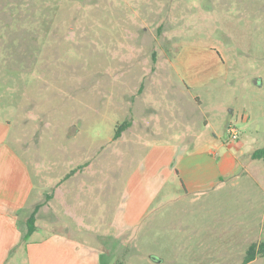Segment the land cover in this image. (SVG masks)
I'll return each mask as SVG.
<instances>
[{
  "label": "rangeland",
  "instance_id": "obj_1",
  "mask_svg": "<svg viewBox=\"0 0 264 264\" xmlns=\"http://www.w3.org/2000/svg\"><path fill=\"white\" fill-rule=\"evenodd\" d=\"M202 119L206 138L242 148L245 168L119 241L108 227L94 264H243L264 242V162L250 155L264 148V0H0V141L28 164L34 195L42 176L91 161L98 188L121 197L150 148L185 141ZM23 252L5 264H29Z\"/></svg>",
  "mask_w": 264,
  "mask_h": 264
},
{
  "label": "crops",
  "instance_id": "obj_2",
  "mask_svg": "<svg viewBox=\"0 0 264 264\" xmlns=\"http://www.w3.org/2000/svg\"><path fill=\"white\" fill-rule=\"evenodd\" d=\"M198 124L201 131L195 134L183 127L185 141H168L150 148L121 197H107L104 193L109 190L98 188L107 181L96 177L98 171L94 172L91 161L73 162L71 173L61 176L54 172L58 178L42 176V190L34 195L33 174L14 149L4 146V135L0 141V185L7 189L0 192V264L10 263L12 254L7 258L13 248H22V257L29 264H94V241L104 242L108 227L119 241L153 211L178 198L218 189L239 168H245L241 161L244 153L233 142L220 140L217 133L215 139L206 138L212 128L208 120ZM159 127L152 131H159ZM173 127L178 126H168L171 130ZM134 128L132 122L123 133ZM123 133L116 142L120 143ZM34 212L36 231L24 242ZM22 216L25 226L20 235L17 222ZM41 231L48 235L35 239Z\"/></svg>",
  "mask_w": 264,
  "mask_h": 264
},
{
  "label": "trees",
  "instance_id": "obj_3",
  "mask_svg": "<svg viewBox=\"0 0 264 264\" xmlns=\"http://www.w3.org/2000/svg\"><path fill=\"white\" fill-rule=\"evenodd\" d=\"M128 124L129 123L124 124L123 126H120L118 128L117 133L114 137L115 139H118L121 136V133L125 128H127ZM251 159L260 160L264 162V148L254 151L251 154ZM35 231H36V212H34L28 220V232L24 236L23 241L28 242V240L35 233ZM258 257L264 258V242H261L260 244H254L249 248L243 264H250L253 261H255Z\"/></svg>",
  "mask_w": 264,
  "mask_h": 264
},
{
  "label": "built area",
  "instance_id": "obj_4",
  "mask_svg": "<svg viewBox=\"0 0 264 264\" xmlns=\"http://www.w3.org/2000/svg\"><path fill=\"white\" fill-rule=\"evenodd\" d=\"M228 134L232 140L238 139V136H239L238 130L235 127H233L232 125H230L228 127Z\"/></svg>",
  "mask_w": 264,
  "mask_h": 264
}]
</instances>
